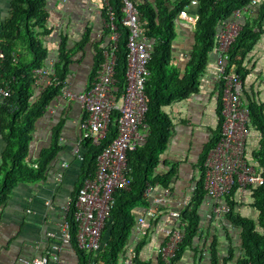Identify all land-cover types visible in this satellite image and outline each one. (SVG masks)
I'll return each instance as SVG.
<instances>
[{
    "label": "crops",
    "instance_id": "1",
    "mask_svg": "<svg viewBox=\"0 0 264 264\" xmlns=\"http://www.w3.org/2000/svg\"><path fill=\"white\" fill-rule=\"evenodd\" d=\"M138 1L156 4V0ZM176 1L170 0L169 5L173 7ZM45 8L49 31L40 37L48 53L44 67L53 71L62 48H65L64 52L71 60L67 72L68 86L74 92H81L91 84L102 50L109 42L104 23V3L102 0H46ZM185 8L190 15L199 12L198 3ZM258 14V5H252L239 21L241 24L254 23ZM10 15L11 0H0V24ZM175 22L177 37L173 46V64L183 70L190 57L195 30L186 19L177 18ZM256 30H261V34L243 60L247 69L242 77L245 105L251 102L264 104V20ZM17 44V50L27 54L25 46L20 42ZM217 56L215 51L209 54L196 92L164 107L171 119L170 136L154 176L169 174V179L166 186L153 180L151 192L132 207L135 221L126 247L132 246L137 250L138 264H164L159 248L167 239V229L175 227L179 221L171 214L181 212L190 204L202 177L206 149L220 130V83L214 68ZM232 66L235 67L234 64ZM47 80L49 77H43L38 86L46 84ZM86 115L77 100L60 97L55 98L38 119L30 145L31 159H37L41 151L51 144L53 130L58 126L62 148L49 163L43 178L17 184L8 200L0 205V264H32L34 259L44 257L47 264H85L87 257L97 264H104L101 255L110 239L111 225L103 231L104 248L100 253L83 252L76 247L52 251L61 243L59 222L64 213L63 206L74 197L83 178L87 148L86 140L82 139L81 122ZM248 129L247 158L261 170L256 153L261 146L262 133L250 120ZM3 149L0 135V167ZM248 187H237L233 194L237 203L235 208L244 215L256 216ZM214 204L215 200L206 195L199 207L201 222L198 235L173 264H211V244L214 241L221 259L228 255L230 248H236L235 257L229 264L236 263L240 253V229L230 224L225 214H215L212 211ZM150 211L157 214L152 216ZM140 217L149 223L145 233L137 231ZM122 256H119L118 264Z\"/></svg>",
    "mask_w": 264,
    "mask_h": 264
},
{
    "label": "trees",
    "instance_id": "2",
    "mask_svg": "<svg viewBox=\"0 0 264 264\" xmlns=\"http://www.w3.org/2000/svg\"><path fill=\"white\" fill-rule=\"evenodd\" d=\"M197 1L199 5L197 30L193 37L190 57L183 70L173 64V46L177 37L175 21L180 11L190 4L191 0H177L173 7L169 5L170 0H156V4H140L141 19L146 22L145 32L153 43L152 58L148 64L150 75L146 88L148 103L146 121L150 131L143 143L128 152L129 176L132 183L130 189H121L115 193V206L111 219L105 227L111 225L110 239L101 255L104 264H118L119 256L124 254L135 221L132 207L143 201L147 184L156 179L167 185L169 174L164 177L159 174L154 176L160 155L166 149L170 136L171 119L164 107L183 100L197 91L199 77L206 69L209 54L216 46V33L220 20L229 19L236 8L258 5L257 19L253 21L254 23L242 24V29L228 54L227 70L229 71L234 64L235 71L241 79L247 73L243 65L244 57L261 34V30H256V27H260L264 20V0H256L255 4L252 3L253 0ZM108 2L120 30L115 67L116 91L120 94L126 86L127 30L121 24L123 12L120 0ZM45 7L46 0H11V15L0 24V48L5 53V57L0 60V87L8 85L11 89L10 96L0 102V135L4 142L0 167V205L8 200L17 184L43 178L49 163L62 148L59 144L60 126H58L53 130L51 144L41 151L38 158L32 160L29 155L36 123L44 115L49 104L58 97L62 86L67 83L68 66L71 62L69 54L64 52L65 48H62L59 60L52 71V77H56L58 83L49 84L44 90L42 85L38 86L36 83L34 68L44 67L48 56L40 40V37L49 31L46 25L48 14ZM107 8L104 4L105 17ZM19 42L25 46L27 54L17 50ZM100 60L101 56L98 63ZM246 106L250 110V123L262 133L261 146L256 155L262 167L258 171L264 177V104L251 102ZM221 108L220 106V112ZM117 117L118 113L113 112L106 137L100 144L86 140L83 178L78 189L87 176L94 174L98 155L117 135ZM222 120L221 116V124ZM220 131L221 127L210 142L205 155L219 140ZM202 171V177L190 204L181 211L185 235L171 264L181 257L185 248L191 245L198 235L201 222L199 207L207 195L204 188V168ZM248 189L252 194L251 206L257 211L256 216L244 215L236 210L237 203L233 199V194L238 190L236 186L225 198L231 207L225 217L230 224L240 229V244L239 249L237 248L240 253L235 264H264V182L251 185ZM75 195L68 218L72 223L73 247L78 248L73 217ZM235 250L234 247L230 248L228 255L221 259L215 241L212 242L211 264H229L235 257ZM88 262L87 257L84 263L88 264ZM136 263L138 264L137 259Z\"/></svg>",
    "mask_w": 264,
    "mask_h": 264
},
{
    "label": "built area",
    "instance_id": "3",
    "mask_svg": "<svg viewBox=\"0 0 264 264\" xmlns=\"http://www.w3.org/2000/svg\"><path fill=\"white\" fill-rule=\"evenodd\" d=\"M109 0H103L107 5V16L104 19L108 30L109 42L103 48L101 60L98 63L91 84L81 92H74L68 83L62 86L58 98L77 100L86 111V117L81 122L82 139L100 144L106 137L111 115L118 113L117 135L98 155L97 166L93 175L87 176L75 195L73 217L76 225V245L87 252L100 253L104 248L103 231L111 219L115 206V193L118 190H128L131 187L129 176L128 152L144 142L150 128L146 121L148 111L147 81L150 75L148 64L152 58L153 43L146 34V22L141 19L140 1L120 0L123 17L121 24L127 30L126 41V86L122 93L117 94L116 61L119 48L120 30L116 16L109 5ZM257 1L253 0L255 4ZM197 0H191L189 5H196ZM250 5L233 10L229 19H222L216 33L217 52L216 78L220 83V101L222 124L220 138L208 150L204 162V188L207 196L215 200L212 211L215 214H226L230 205L223 199L233 190L234 186L246 188L251 185L263 184L264 177L248 160L246 145L249 136V108L242 99L243 82L231 66L227 70L229 50L239 35L242 24L239 21L248 11ZM178 18L188 20L193 29L197 30L199 15H190L183 8ZM5 53L0 48V60ZM36 83L43 77H49L44 88L49 84H57V78L52 77V71L47 67L34 68ZM8 85L0 87V102L10 96ZM83 159L82 156H80ZM155 181L147 184L144 196L153 189ZM73 197L63 206L64 213L59 222L60 245L52 251L64 247H73L72 223L68 218ZM157 212L150 211L152 216ZM171 216L178 224L167 229V239L160 246L159 252L166 264H171L176 256L180 243L184 238L181 212L174 211ZM149 223L144 217L138 219L137 231L145 233ZM52 253V252H51ZM54 259L57 256L52 253ZM137 250L128 246L119 264H137ZM32 264H47V258H36ZM88 264H97L89 260Z\"/></svg>",
    "mask_w": 264,
    "mask_h": 264
}]
</instances>
